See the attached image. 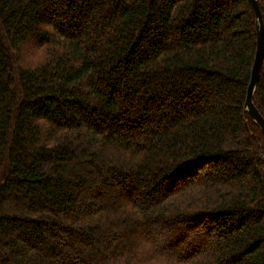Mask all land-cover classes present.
Wrapping results in <instances>:
<instances>
[{
    "label": "trees",
    "instance_id": "obj_1",
    "mask_svg": "<svg viewBox=\"0 0 264 264\" xmlns=\"http://www.w3.org/2000/svg\"><path fill=\"white\" fill-rule=\"evenodd\" d=\"M255 50L248 0H0V264H264Z\"/></svg>",
    "mask_w": 264,
    "mask_h": 264
},
{
    "label": "water",
    "instance_id": "obj_2",
    "mask_svg": "<svg viewBox=\"0 0 264 264\" xmlns=\"http://www.w3.org/2000/svg\"><path fill=\"white\" fill-rule=\"evenodd\" d=\"M262 1L264 3V0ZM248 3L255 15L256 50L251 68L250 80L247 86L244 108L264 135V118L259 113L253 102V96L262 72L264 61V18L259 8V0H248Z\"/></svg>",
    "mask_w": 264,
    "mask_h": 264
}]
</instances>
